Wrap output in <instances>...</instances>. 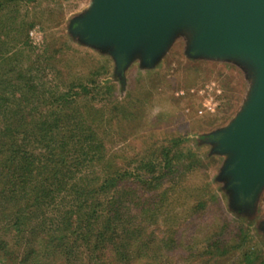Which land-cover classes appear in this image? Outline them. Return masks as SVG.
Instances as JSON below:
<instances>
[{"label": "rangeland", "instance_id": "374dc122", "mask_svg": "<svg viewBox=\"0 0 264 264\" xmlns=\"http://www.w3.org/2000/svg\"><path fill=\"white\" fill-rule=\"evenodd\" d=\"M93 3L12 0L0 7V56L18 73L17 84L38 98L32 109L55 123L53 115L65 108L71 130L85 119L117 154L119 168L136 169L144 157L168 154L175 171L172 166L145 189L133 185V222L143 226L140 210L146 209L145 240L159 241L150 246L154 264H261L264 189L254 210H239L223 177L230 156L211 142L247 105L254 68L235 59L191 58L193 35L182 31L153 67L138 55L122 74L112 48L86 44L71 30ZM68 91L69 103L57 101ZM16 237L9 238L11 246ZM7 263L0 253V264Z\"/></svg>", "mask_w": 264, "mask_h": 264}, {"label": "trees", "instance_id": "16d2710c", "mask_svg": "<svg viewBox=\"0 0 264 264\" xmlns=\"http://www.w3.org/2000/svg\"><path fill=\"white\" fill-rule=\"evenodd\" d=\"M0 58V253L9 264H154L150 246L159 241L145 240L146 209L143 226L133 222V185L145 189L164 179L173 166L168 154L119 168L117 154L85 119L71 130L65 108L52 114L55 123L38 118L32 109L38 98ZM69 91L57 101L69 103Z\"/></svg>", "mask_w": 264, "mask_h": 264}, {"label": "water", "instance_id": "95a60500", "mask_svg": "<svg viewBox=\"0 0 264 264\" xmlns=\"http://www.w3.org/2000/svg\"><path fill=\"white\" fill-rule=\"evenodd\" d=\"M71 30L86 44L112 48L122 74L138 55L153 67L182 31L193 35L191 58L250 64L256 74L250 99L211 142L230 156L223 177L235 206L254 210L264 189V0H94Z\"/></svg>", "mask_w": 264, "mask_h": 264}]
</instances>
